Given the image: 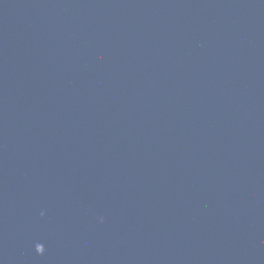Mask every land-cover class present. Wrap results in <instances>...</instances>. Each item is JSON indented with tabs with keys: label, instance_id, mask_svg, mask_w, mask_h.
<instances>
[{
	"label": "water",
	"instance_id": "water-1",
	"mask_svg": "<svg viewBox=\"0 0 264 264\" xmlns=\"http://www.w3.org/2000/svg\"><path fill=\"white\" fill-rule=\"evenodd\" d=\"M0 264H264V0H0Z\"/></svg>",
	"mask_w": 264,
	"mask_h": 264
}]
</instances>
